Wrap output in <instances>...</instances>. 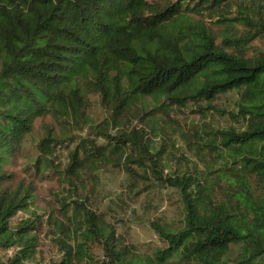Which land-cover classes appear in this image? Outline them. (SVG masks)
Listing matches in <instances>:
<instances>
[{
  "label": "trees",
  "instance_id": "obj_1",
  "mask_svg": "<svg viewBox=\"0 0 264 264\" xmlns=\"http://www.w3.org/2000/svg\"><path fill=\"white\" fill-rule=\"evenodd\" d=\"M234 1L0 0V242L17 247L11 264H31L39 244L37 217L11 224L34 203V183H12L5 168L37 117L82 125L89 93L110 111L112 124L87 121L85 135L51 132L38 144L36 171L77 178L138 143L136 134L109 129L139 98L182 104L229 91L238 92L232 115L243 125L203 132L212 136L206 145L218 150L219 165L204 161L203 170L157 174L182 202L178 222L153 224L162 246L140 252L74 200L75 217L82 218L72 231L58 224L63 254L52 264H264V52L246 56L249 38L242 36L217 43L212 29L188 14L214 13ZM238 1V15L222 21L249 22L264 8V0ZM257 35L264 37V22L250 38ZM233 46L237 53L229 51ZM57 148L65 150V162Z\"/></svg>",
  "mask_w": 264,
  "mask_h": 264
},
{
  "label": "rangeland",
  "instance_id": "obj_2",
  "mask_svg": "<svg viewBox=\"0 0 264 264\" xmlns=\"http://www.w3.org/2000/svg\"><path fill=\"white\" fill-rule=\"evenodd\" d=\"M251 1L247 0V3ZM238 3L236 0L214 13L188 14L209 26L217 43H221L225 35L249 38L241 51L248 57L256 56L264 52V37L250 38V35L264 22V8H260L249 22L222 21V17L238 15ZM229 51L237 53L235 46ZM237 97V91H229L212 101L191 100L182 104L171 99L159 104L160 100L151 95L139 98L118 115L120 126L109 129L113 134H136L138 143H129L121 155L83 170L77 178H64L53 171H36L33 164L39 156L38 144L51 132L85 135L87 121L96 124L108 120L112 124L110 111L102 105L97 94L89 93L81 116H78L80 122L85 120L82 125L73 121L61 123L50 114L37 117L31 132L25 135L17 153L9 157L5 165L8 174L12 175V183L25 180L35 186L30 210L18 212L11 220L15 226L23 219L37 217L33 232L37 234L39 244L30 263L52 264L61 260L63 253L58 240L64 235L58 224L64 222L72 231L76 219L82 218L80 215L75 217L74 200L82 201L85 207L104 217L126 243L136 245L140 252L151 253L162 246L164 243L153 224L178 222L182 216V202L179 191L164 186L157 174L177 172L182 167L191 172L203 170V162L211 160L218 166V150H213L206 142L217 127L243 125L232 115ZM204 130L211 135L208 137ZM65 155L64 149H56V156L63 162L66 161ZM154 166L159 171H155ZM88 248L97 256L102 255L98 244H90ZM16 250V246L7 247L0 242V264H11Z\"/></svg>",
  "mask_w": 264,
  "mask_h": 264
}]
</instances>
